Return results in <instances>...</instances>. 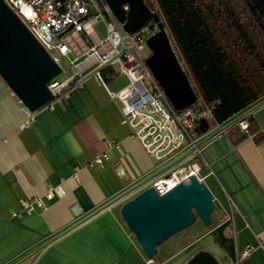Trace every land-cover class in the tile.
<instances>
[{
    "label": "crops",
    "instance_id": "obj_1",
    "mask_svg": "<svg viewBox=\"0 0 264 264\" xmlns=\"http://www.w3.org/2000/svg\"><path fill=\"white\" fill-rule=\"evenodd\" d=\"M102 74L104 86L88 77L35 111L25 128L19 101L0 79V264H147L118 209L155 162L122 123L115 95L127 78L113 69ZM251 115L259 142L250 137L234 146L224 133L201 151L215 204L211 225L196 220L163 242L154 264H185L199 251L232 264L244 245L264 240V106ZM100 153L101 167L89 166ZM56 186L64 196L45 201V209L22 208ZM238 264H264V252Z\"/></svg>",
    "mask_w": 264,
    "mask_h": 264
},
{
    "label": "built area",
    "instance_id": "obj_2",
    "mask_svg": "<svg viewBox=\"0 0 264 264\" xmlns=\"http://www.w3.org/2000/svg\"><path fill=\"white\" fill-rule=\"evenodd\" d=\"M3 1L58 66L60 74L61 61L71 57L68 64L72 74L62 81L56 77L47 83L52 100L70 89L81 88L88 77L104 86L103 70L113 69L127 78V87L115 95L121 103L122 123L132 129L155 167L146 179L125 193L122 201L147 187L163 195L191 176L204 182L201 151L205 143L195 128L199 119H205L209 129L219 127L212 117L213 107H207L197 93L195 102L188 108L177 111L172 107L144 63L150 54L145 45L151 35L149 28L143 27L135 33L123 32L104 0ZM123 9L126 11L127 7ZM97 24H102L103 36L95 28ZM21 111L26 119L20 128H25L33 122L34 112L22 105ZM238 125L241 130L247 127L244 121ZM105 146L118 149L115 142H106ZM105 155L96 154L89 166L101 167ZM179 171L182 176L176 177ZM63 196L61 186L51 187L42 197L31 199L22 208L25 212L43 210L45 201ZM244 246L232 264H238L256 250L264 252V240ZM147 264H154L153 258L147 259Z\"/></svg>",
    "mask_w": 264,
    "mask_h": 264
},
{
    "label": "water",
    "instance_id": "obj_3",
    "mask_svg": "<svg viewBox=\"0 0 264 264\" xmlns=\"http://www.w3.org/2000/svg\"><path fill=\"white\" fill-rule=\"evenodd\" d=\"M123 32L135 33L151 21L154 32L146 39L150 52L144 63L172 107L180 111L195 102L192 89L174 51L160 16L144 0H104ZM123 7H127L125 11ZM60 74L25 26L3 0H0V79L29 112L52 100L47 83ZM264 106V98L217 129H209L199 119L195 132L206 143ZM163 195L147 187L121 203L119 215L146 259L157 254V247L190 227L196 220L209 227L214 210L213 196L202 181L191 176ZM185 264H218L208 252L195 253Z\"/></svg>",
    "mask_w": 264,
    "mask_h": 264
},
{
    "label": "trees",
    "instance_id": "obj_4",
    "mask_svg": "<svg viewBox=\"0 0 264 264\" xmlns=\"http://www.w3.org/2000/svg\"><path fill=\"white\" fill-rule=\"evenodd\" d=\"M144 4L160 16L192 89L213 107L218 126L264 98V0H144ZM144 27L154 28L150 20ZM243 121L245 130L235 124L225 132L234 146L250 137L262 139L252 115Z\"/></svg>",
    "mask_w": 264,
    "mask_h": 264
},
{
    "label": "rangeland",
    "instance_id": "obj_5",
    "mask_svg": "<svg viewBox=\"0 0 264 264\" xmlns=\"http://www.w3.org/2000/svg\"><path fill=\"white\" fill-rule=\"evenodd\" d=\"M95 28L97 29L98 33H100L103 36V33H102L103 32L102 24H97ZM154 30L155 29L153 28V30H149V32L152 34L154 32ZM61 68H62V72H61L60 75L57 76V79L59 81H62L64 79H66L67 77L70 76V74H72L71 71H70L69 64H68V59L65 58V60L61 61ZM121 81L123 82V84H125L124 79H122ZM210 123H211V121H209V124ZM210 128H212V127H210Z\"/></svg>",
    "mask_w": 264,
    "mask_h": 264
},
{
    "label": "bare ground",
    "instance_id": "obj_6",
    "mask_svg": "<svg viewBox=\"0 0 264 264\" xmlns=\"http://www.w3.org/2000/svg\"><path fill=\"white\" fill-rule=\"evenodd\" d=\"M178 175H179V176H182V171H179V172H177V173L175 174L176 177H178Z\"/></svg>",
    "mask_w": 264,
    "mask_h": 264
}]
</instances>
